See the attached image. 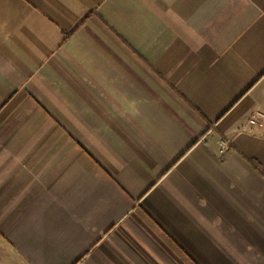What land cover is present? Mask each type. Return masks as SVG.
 Here are the masks:
<instances>
[{"label": "crops", "instance_id": "1", "mask_svg": "<svg viewBox=\"0 0 264 264\" xmlns=\"http://www.w3.org/2000/svg\"><path fill=\"white\" fill-rule=\"evenodd\" d=\"M0 264H264V0H0Z\"/></svg>", "mask_w": 264, "mask_h": 264}, {"label": "built area", "instance_id": "2", "mask_svg": "<svg viewBox=\"0 0 264 264\" xmlns=\"http://www.w3.org/2000/svg\"><path fill=\"white\" fill-rule=\"evenodd\" d=\"M263 117V114L256 111L248 119L249 125H260L261 124V118ZM224 144V143H223Z\"/></svg>", "mask_w": 264, "mask_h": 264}]
</instances>
